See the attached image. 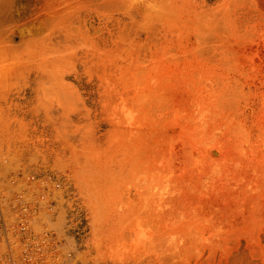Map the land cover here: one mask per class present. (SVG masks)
<instances>
[{
    "label": "rangeland",
    "instance_id": "374dc122",
    "mask_svg": "<svg viewBox=\"0 0 264 264\" xmlns=\"http://www.w3.org/2000/svg\"><path fill=\"white\" fill-rule=\"evenodd\" d=\"M0 249L264 264V0H0Z\"/></svg>",
    "mask_w": 264,
    "mask_h": 264
},
{
    "label": "built area",
    "instance_id": "2783aa9c",
    "mask_svg": "<svg viewBox=\"0 0 264 264\" xmlns=\"http://www.w3.org/2000/svg\"><path fill=\"white\" fill-rule=\"evenodd\" d=\"M0 264H18L9 254H5L0 249Z\"/></svg>",
    "mask_w": 264,
    "mask_h": 264
},
{
    "label": "bare ground",
    "instance_id": "6f19581e",
    "mask_svg": "<svg viewBox=\"0 0 264 264\" xmlns=\"http://www.w3.org/2000/svg\"><path fill=\"white\" fill-rule=\"evenodd\" d=\"M210 152H211V154H212V156H213V159L215 158V156H216V158H217V156L219 157V148H217V147H212L211 149H210ZM215 155V156H214Z\"/></svg>",
    "mask_w": 264,
    "mask_h": 264
}]
</instances>
